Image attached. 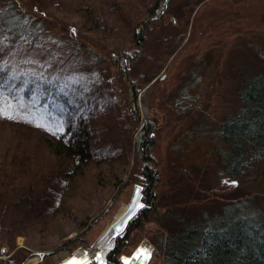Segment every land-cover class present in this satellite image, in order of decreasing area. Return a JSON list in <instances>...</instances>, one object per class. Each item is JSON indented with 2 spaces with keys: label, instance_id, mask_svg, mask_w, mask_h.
<instances>
[{
  "label": "rangeland",
  "instance_id": "rangeland-1",
  "mask_svg": "<svg viewBox=\"0 0 264 264\" xmlns=\"http://www.w3.org/2000/svg\"><path fill=\"white\" fill-rule=\"evenodd\" d=\"M7 13L29 20L27 37H13ZM0 69V264H57L90 247L145 166L155 202L120 261L163 264L169 231L229 205L264 226V175L234 181L219 134L244 80L264 76V0H0ZM67 119L92 155L63 207V165L45 139Z\"/></svg>",
  "mask_w": 264,
  "mask_h": 264
},
{
  "label": "trees",
  "instance_id": "trees-1",
  "mask_svg": "<svg viewBox=\"0 0 264 264\" xmlns=\"http://www.w3.org/2000/svg\"><path fill=\"white\" fill-rule=\"evenodd\" d=\"M3 19L9 23V32L13 37L21 31L27 37L29 30H32L29 29L28 19L17 25L11 23L12 15L8 13L3 14ZM32 35V39L37 36L34 30ZM242 86L240 101L243 106L239 114L225 120L219 128L221 140L227 144L221 154L222 164L234 181L237 177L249 181L260 174L264 175V76L259 74L247 78ZM0 88L7 89L6 86ZM148 128L142 130L137 146L144 157H147V147L151 144V130ZM55 137L54 142L47 138L45 141L53 157L63 165L56 167L62 180V195L57 204L65 207L67 200L75 197L77 182L84 175L82 170L87 168L92 150L89 154L84 133L73 129L68 119L63 130ZM66 167L68 169L64 170ZM142 173L145 182L142 200L145 206L129 222L122 235L116 238L115 246L107 254L106 264H122V254L119 252L124 240L133 228L139 226L140 220L148 216L155 202V171L145 166ZM238 208L239 205H229L217 218H206L204 222L179 223L175 231H169L165 237L163 264H264V226L255 217L248 218L239 212ZM55 213H60L58 208Z\"/></svg>",
  "mask_w": 264,
  "mask_h": 264
},
{
  "label": "bare ground",
  "instance_id": "bare-ground-1",
  "mask_svg": "<svg viewBox=\"0 0 264 264\" xmlns=\"http://www.w3.org/2000/svg\"><path fill=\"white\" fill-rule=\"evenodd\" d=\"M126 208V203H122L119 209L115 212L114 216L107 223V225L101 231V236L90 247L77 248L69 254H65L63 259L59 260L57 264H70L71 261H76L77 264H101L104 262V253L112 247L113 234L112 223L119 219ZM58 255L54 256L57 259ZM99 257V259H98ZM38 259L35 257L29 258L27 264H36ZM128 264H139L138 259L135 257Z\"/></svg>",
  "mask_w": 264,
  "mask_h": 264
},
{
  "label": "water",
  "instance_id": "water-1",
  "mask_svg": "<svg viewBox=\"0 0 264 264\" xmlns=\"http://www.w3.org/2000/svg\"><path fill=\"white\" fill-rule=\"evenodd\" d=\"M131 191H132L131 196L128 200V203L126 204V208H125L123 214L121 215V217L119 219H117L116 221H114L112 223L113 225H112L111 229H112V234L114 236L113 242H112V247L115 244L116 238L118 236L122 235V232H124L125 228L129 224V222L135 216H137L139 211L142 210V208L145 206V202L142 200V198H143V186L140 184H134ZM112 247L104 253V262L102 264L106 263V261H107L106 254L112 249ZM45 254H46L45 252H38L37 253L39 258H42ZM134 257L136 259H138V262H139L140 255H138L136 253V254H134L133 257L124 256L121 263L125 264V262H127V264H128Z\"/></svg>",
  "mask_w": 264,
  "mask_h": 264
},
{
  "label": "snow or ice",
  "instance_id": "snow-or-ice-1",
  "mask_svg": "<svg viewBox=\"0 0 264 264\" xmlns=\"http://www.w3.org/2000/svg\"><path fill=\"white\" fill-rule=\"evenodd\" d=\"M2 71H3V70L0 69V72H2ZM0 87H2V85H0ZM2 99H3V93L0 92V102H2ZM2 112H3V107L0 106V113H2ZM8 118H11V117H8ZM140 251H141V253H142L143 255L147 256V252H146V250H140ZM98 259H99V257H98ZM70 264H77V262H76V261H71ZM101 264H102V262H101ZM125 264H127V262H125Z\"/></svg>",
  "mask_w": 264,
  "mask_h": 264
}]
</instances>
